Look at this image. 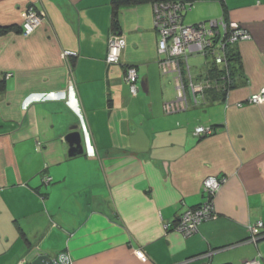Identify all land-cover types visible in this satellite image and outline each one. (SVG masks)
<instances>
[{
    "label": "crops",
    "instance_id": "0c3cea01",
    "mask_svg": "<svg viewBox=\"0 0 264 264\" xmlns=\"http://www.w3.org/2000/svg\"><path fill=\"white\" fill-rule=\"evenodd\" d=\"M190 1L185 24L222 17L251 38L230 47L227 100L168 113L177 90L160 69L153 2L118 6L114 29V0H0V264L60 252L74 264H264V239L249 230L264 221V104L237 105L264 87V0ZM30 4L47 17L25 36ZM114 34L127 44L109 64ZM74 130L84 154L71 157ZM211 176L226 178L216 215L185 237L178 217L206 200Z\"/></svg>",
    "mask_w": 264,
    "mask_h": 264
},
{
    "label": "built area",
    "instance_id": "2783aa9c",
    "mask_svg": "<svg viewBox=\"0 0 264 264\" xmlns=\"http://www.w3.org/2000/svg\"><path fill=\"white\" fill-rule=\"evenodd\" d=\"M194 2L190 0H168L153 3L154 25L159 35L158 50L162 55L160 69L163 74L175 76L177 95L175 100L167 102L165 109L168 113L185 111L192 105H199L205 101V91L212 84L205 78L206 70L195 73L190 65V58L201 56L204 58L205 68L208 64L220 66L229 71V50L234 44L251 38L250 33L234 21L227 22L224 18L200 22L197 24H185L184 17L191 10ZM47 17L44 10H39L35 4H30L25 12L22 25L23 34H33ZM126 39L120 34H114L109 40L107 63L117 64L126 46ZM74 51H64L63 58L68 60L76 56ZM205 75V76H204ZM125 81L130 87L131 95L139 92L138 71L134 65H130L125 71ZM70 87L74 88V81H70ZM230 91V90H229ZM228 99V95L225 100ZM245 103L251 105L264 104V87L258 92L252 93L246 101L237 103L242 107ZM212 127L199 126L194 133L198 136L212 134ZM50 182V177H45ZM226 178L215 176L208 177L203 182L206 200L192 208H188L178 217L175 228L185 237L194 235L199 231L201 223L214 219L215 199L220 193ZM168 227V226H167ZM251 232L250 241L258 243V239L264 236V221H256L249 226ZM136 255L146 260L147 255L142 249H136ZM54 264H74L72 256L68 252H60L54 258ZM245 264H261L256 258L246 261Z\"/></svg>",
    "mask_w": 264,
    "mask_h": 264
},
{
    "label": "trees",
    "instance_id": "16d2710c",
    "mask_svg": "<svg viewBox=\"0 0 264 264\" xmlns=\"http://www.w3.org/2000/svg\"><path fill=\"white\" fill-rule=\"evenodd\" d=\"M140 1H151V2H157V1H168V0H114L115 2V10H114V17H113V28L118 29L119 28V21L117 17V8L121 5L126 4H133ZM237 44V43H236ZM229 71H226L223 68H220V66L216 65H210L208 64L206 67V77L210 83H212L209 88L205 91V100L207 99V95H214L216 98H221L222 100H225L229 90L233 87L234 82V76L237 75V71L234 69V65L232 64L234 58L229 53ZM204 75V76H205ZM205 102V101H204ZM201 104V103H200ZM199 104V105H200Z\"/></svg>",
    "mask_w": 264,
    "mask_h": 264
},
{
    "label": "water",
    "instance_id": "95a60500",
    "mask_svg": "<svg viewBox=\"0 0 264 264\" xmlns=\"http://www.w3.org/2000/svg\"><path fill=\"white\" fill-rule=\"evenodd\" d=\"M65 140L69 144V156L75 157L84 154V146L82 144V136L78 130H74L66 135ZM263 237L258 239V242L263 240ZM33 264H54V259L47 254L38 255Z\"/></svg>",
    "mask_w": 264,
    "mask_h": 264
},
{
    "label": "rangeland",
    "instance_id": "374dc122",
    "mask_svg": "<svg viewBox=\"0 0 264 264\" xmlns=\"http://www.w3.org/2000/svg\"><path fill=\"white\" fill-rule=\"evenodd\" d=\"M203 62H204V58L201 57V56H197V57H194V58L193 57L190 58V65L192 67H194V69L195 68H199L202 65Z\"/></svg>",
    "mask_w": 264,
    "mask_h": 264
}]
</instances>
